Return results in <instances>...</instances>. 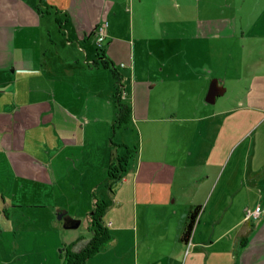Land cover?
<instances>
[{
	"label": "crops",
	"instance_id": "obj_1",
	"mask_svg": "<svg viewBox=\"0 0 264 264\" xmlns=\"http://www.w3.org/2000/svg\"><path fill=\"white\" fill-rule=\"evenodd\" d=\"M146 1L0 0V231L10 225L15 235L1 240L0 264H30L27 247L19 250L20 226L31 233L35 225L47 237L50 227L62 229L56 209L85 216L87 226L94 200L104 201L101 219L113 238L83 264H264V29L255 34L258 47L245 49L256 48L258 56L245 60L239 53L232 65L234 88L241 90L227 101L219 97L223 89L208 103V79L216 77L222 86L224 79L202 74L204 65L188 60L189 73H179L178 35L188 38L185 51L189 37L216 38L206 49L218 50L226 49L225 41L218 42L222 37L243 31L236 34L223 14L179 30L175 12L158 13V26L144 28L139 10ZM103 20L99 47L120 74V97L129 105V119L119 127H112L114 80L92 63L93 26ZM130 34L137 35L133 41ZM218 68L224 66L218 62ZM67 86L81 98L80 119L91 121L77 126L69 118V139L65 107L56 105ZM34 95L43 106L29 105L38 100ZM39 128L46 130L41 138L34 133ZM122 145L134 150L120 177L110 179L106 165ZM55 193L64 195L62 202H48ZM255 204L258 217L243 220V209ZM195 205V220L181 241ZM83 232L64 229L58 245L77 236L83 241ZM39 254L33 264H50L43 248ZM57 258L52 263L59 264Z\"/></svg>",
	"mask_w": 264,
	"mask_h": 264
},
{
	"label": "rangeland",
	"instance_id": "obj_2",
	"mask_svg": "<svg viewBox=\"0 0 264 264\" xmlns=\"http://www.w3.org/2000/svg\"><path fill=\"white\" fill-rule=\"evenodd\" d=\"M123 3L119 2V5L122 6ZM125 4V3H124ZM129 4V2H127ZM134 5V3H133ZM140 10L139 12H142L144 15L143 19L140 21V25L145 27L151 26V24H156V15L160 12H166L168 14L173 15L175 12L178 15V21L177 24L178 28L180 30L181 26H183V29L188 25L189 31L192 30V28H195L197 25V21H201L203 18L206 19V17H217L220 14H223L227 17L228 21L230 22V25L235 27V33L238 31H243L242 36H239L240 34L236 33V35H228L226 37H222V40L226 43V49H214L213 47H210L209 49H206L208 43L209 45H214V43L217 44V39H206V38H194L190 39L189 37V49L186 51L184 50L183 44L188 40L185 36L182 34L178 35V43H179V49L177 50L176 55V61L178 62L177 69L179 73H189V65L186 64V60L189 62H193L198 66V64H203V68L200 69V72L202 74H209V75H216L217 77L220 76L223 81V87L224 92L219 96L220 99H226L227 101L231 100L233 98V93L236 90H241L239 87L237 89L234 88V83L232 81L233 73L231 74L232 65L235 62V59L238 58L239 53L240 56L242 55L245 60H248L249 58H254L257 55V49L254 48V50L250 53H248L247 50L250 46L253 44L255 47H258V44L260 40L256 37L257 30L264 29V0H168L164 4H160L154 1H146L142 2L140 4ZM136 8L132 6V12L129 11L131 17L129 19V26L130 31L132 30L133 33L136 29V26L138 25L136 18H135V11ZM171 12V13H170ZM182 17L184 18L182 23ZM257 27V29H255ZM238 30V31H237ZM130 40L133 41L134 38L137 35L130 34ZM133 37V38H132ZM130 43V47H131ZM243 45V49H238V46ZM93 48H96V45L92 44ZM256 49V50H255ZM148 58H153L154 55L148 54ZM218 62L221 65V67L224 66V70L221 68H218ZM242 72H244V67L241 68ZM100 75H110L109 71L106 69L101 70L100 69ZM99 73V72H98ZM213 77V76H211ZM241 83L239 84V86ZM67 95L64 96L62 99H57V104L59 106L65 107L64 116L67 119L65 122V128L67 129V139L72 138L73 136V125L72 122L69 120V118L76 120L77 126L79 123H91L90 120L85 121V119H80L79 113H77L76 106L80 103L81 98L73 94V90L67 86ZM33 98H37L35 95ZM38 100L33 101L30 103V106H36L40 107L44 105V99L37 98ZM103 103L98 100V104L100 106H103L106 110V103L102 100ZM103 104V105H101ZM74 112L76 114H74ZM72 113V114H71ZM77 115V116H76ZM51 116V115H50ZM38 137H42L46 135V130L43 128H39V130L34 131ZM133 130L130 133V136L134 138ZM73 164L71 163V166ZM73 173V170H71L70 175ZM64 180L66 182V186H70V177H64ZM55 187H58V183L52 184ZM59 188V187H58ZM60 189V188H59ZM58 194V195H57ZM64 195L61 193H55L54 198L52 199L50 196L48 199V202H62V198ZM36 200H43L46 202L47 199H42L41 195H37L34 197ZM43 198H45V195H43ZM59 198V200H58ZM50 202V203H51ZM67 212H71L68 210ZM68 214V213H67ZM82 215V214H81ZM79 224L77 226L78 229L83 230L86 234V220L87 218L85 216H80L79 218ZM29 226L31 224V221L29 220L27 223ZM41 225V224H40ZM8 226V225H7ZM59 228V227H58ZM58 228H52L50 227L48 229V236L47 237H40L39 234H37V227L34 225L32 227V232L30 233V228H25L23 225L20 226V230L17 231L16 237H18V246L19 250L23 247L26 248V252H29L30 257L28 258V261L30 264H33L37 262V255L39 256V259L41 258V255L39 254V251L43 248L45 254H48L50 264H54L52 262H57V254L58 249L61 246L58 245L60 233L64 231V229H58ZM76 229V228H75ZM6 231H0V242L3 239V237L8 238L10 240L11 237L15 236L14 234H11L12 229L10 228V225L7 227ZM27 230V231H26ZM45 235V234H44ZM7 243H4V247L7 250H10L13 248L11 245H6ZM40 244H43L39 246ZM8 246V247H7ZM4 251V250H3ZM5 252V251H4ZM4 252L0 251V255ZM27 255V254H26Z\"/></svg>",
	"mask_w": 264,
	"mask_h": 264
},
{
	"label": "trees",
	"instance_id": "obj_3",
	"mask_svg": "<svg viewBox=\"0 0 264 264\" xmlns=\"http://www.w3.org/2000/svg\"><path fill=\"white\" fill-rule=\"evenodd\" d=\"M92 63H98L100 66L106 68L114 80V91L111 94L113 102L112 127L125 125L129 119V105L120 97V74L112 66L111 62L105 59L99 46H96L94 50ZM122 146L123 152L119 155H115L114 160L109 161L106 165L105 174L110 179L120 177L132 150H134V146ZM104 208L105 203L103 200L93 201L92 209L88 214V225L86 227L87 237L83 241H80L82 238L77 236L72 241L61 244L57 254L60 259L59 264H83L88 257L93 255L98 250L105 248L112 240V233L106 228L101 219ZM197 209L198 207L195 205L188 211L180 232L181 241H186L195 220ZM242 237L243 236H241L240 239Z\"/></svg>",
	"mask_w": 264,
	"mask_h": 264
},
{
	"label": "water",
	"instance_id": "obj_4",
	"mask_svg": "<svg viewBox=\"0 0 264 264\" xmlns=\"http://www.w3.org/2000/svg\"><path fill=\"white\" fill-rule=\"evenodd\" d=\"M223 89L224 87L221 85L218 78L210 77L203 95L204 101L211 103L216 95L222 93ZM55 218L60 220V226L63 229L76 228L79 223L78 218L70 216L64 209H56Z\"/></svg>",
	"mask_w": 264,
	"mask_h": 264
},
{
	"label": "built area",
	"instance_id": "obj_5",
	"mask_svg": "<svg viewBox=\"0 0 264 264\" xmlns=\"http://www.w3.org/2000/svg\"><path fill=\"white\" fill-rule=\"evenodd\" d=\"M106 21L103 20L98 24H95L93 26V40L96 46L100 45V42L105 36L104 27H105ZM261 212V207L258 204L253 205L252 207H245L242 211L241 218L245 221H248L250 219H254L258 217V215Z\"/></svg>",
	"mask_w": 264,
	"mask_h": 264
}]
</instances>
